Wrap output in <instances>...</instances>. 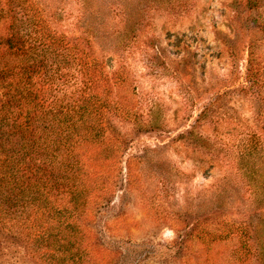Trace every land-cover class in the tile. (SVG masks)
<instances>
[{
	"label": "rangeland",
	"instance_id": "rangeland-1",
	"mask_svg": "<svg viewBox=\"0 0 264 264\" xmlns=\"http://www.w3.org/2000/svg\"><path fill=\"white\" fill-rule=\"evenodd\" d=\"M0 161V264H264V0H0Z\"/></svg>",
	"mask_w": 264,
	"mask_h": 264
},
{
	"label": "trees",
	"instance_id": "trees-1",
	"mask_svg": "<svg viewBox=\"0 0 264 264\" xmlns=\"http://www.w3.org/2000/svg\"><path fill=\"white\" fill-rule=\"evenodd\" d=\"M246 1H247L248 5L250 7L254 0H246ZM7 168H8V163L7 162L0 163V171H2V169H7ZM4 180H5L4 178H2L0 180V200L6 199V193H5L6 192V188H5V186H1V184H2V182ZM77 196H79V195L74 190L71 191V204H72V207L69 208V209L61 210V209H56L55 206L48 207L47 203H46L47 197H45L42 200H40V203L38 205H34L33 208L36 207L37 210L34 209L35 211H38L40 209L39 210L41 212L40 214H45L47 217L55 219V218L59 217L61 214L65 213V211H66V213H67V211H69V213H70V212H72V210H75V212H76V210H78L77 209L78 208V197ZM37 216H39V215H37ZM56 222L59 225H61L62 228H63L62 239H55V241L50 243V246L52 248H55L56 244L58 242H61V241H65V244L72 245V243H71L72 239H77L75 234H71V233H74L72 231V229L74 227L71 225L73 223L66 222L65 220H60V221L57 220ZM61 245L64 246V243L61 242ZM61 245L58 247V249L62 248Z\"/></svg>",
	"mask_w": 264,
	"mask_h": 264
}]
</instances>
